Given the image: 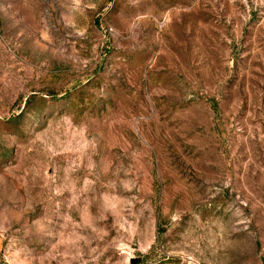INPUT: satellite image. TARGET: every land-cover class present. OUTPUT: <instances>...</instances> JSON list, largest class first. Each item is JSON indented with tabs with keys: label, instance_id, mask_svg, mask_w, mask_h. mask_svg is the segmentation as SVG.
I'll return each instance as SVG.
<instances>
[{
	"label": "rangeland",
	"instance_id": "rangeland-1",
	"mask_svg": "<svg viewBox=\"0 0 264 264\" xmlns=\"http://www.w3.org/2000/svg\"><path fill=\"white\" fill-rule=\"evenodd\" d=\"M0 264H264V0H0Z\"/></svg>",
	"mask_w": 264,
	"mask_h": 264
},
{
	"label": "water",
	"instance_id": "water-1",
	"mask_svg": "<svg viewBox=\"0 0 264 264\" xmlns=\"http://www.w3.org/2000/svg\"><path fill=\"white\" fill-rule=\"evenodd\" d=\"M139 259H133L131 263H136Z\"/></svg>",
	"mask_w": 264,
	"mask_h": 264
}]
</instances>
